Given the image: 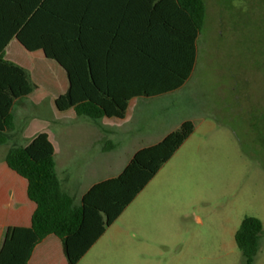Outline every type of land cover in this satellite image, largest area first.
Listing matches in <instances>:
<instances>
[{
  "label": "rangeland",
  "instance_id": "1",
  "mask_svg": "<svg viewBox=\"0 0 264 264\" xmlns=\"http://www.w3.org/2000/svg\"><path fill=\"white\" fill-rule=\"evenodd\" d=\"M204 1L190 79L134 103L146 131L185 120L195 131L77 264H245L236 232L247 217L264 226V0ZM3 58L25 68L37 86L29 122L56 142L63 182L83 187L100 178L91 174L98 151L92 133L72 124L71 111L55 108L68 88L64 70L15 39ZM130 146L104 163L126 164ZM254 264H264V231Z\"/></svg>",
  "mask_w": 264,
  "mask_h": 264
},
{
  "label": "trees",
  "instance_id": "2",
  "mask_svg": "<svg viewBox=\"0 0 264 264\" xmlns=\"http://www.w3.org/2000/svg\"><path fill=\"white\" fill-rule=\"evenodd\" d=\"M205 19L204 0H0V146L15 130L14 106L37 87L25 68L3 58L12 40L64 70L68 88L54 101L58 112L122 121L131 101L186 84ZM194 131L193 121H183L137 151L120 175L93 185L79 205L61 186L46 132L11 148L5 161L27 180L36 210L30 227L5 230L0 264H29L49 235L61 240L67 263L77 264ZM263 231L260 219L247 217L236 232L245 264H254Z\"/></svg>",
  "mask_w": 264,
  "mask_h": 264
},
{
  "label": "crops",
  "instance_id": "3",
  "mask_svg": "<svg viewBox=\"0 0 264 264\" xmlns=\"http://www.w3.org/2000/svg\"><path fill=\"white\" fill-rule=\"evenodd\" d=\"M138 100L131 101L126 118L122 121L112 119L94 121L86 117L77 116L73 109L69 110L72 114V124L83 125L86 131L91 132L95 140L94 145L98 148L97 163L94 164L95 168L91 170V174L93 176H100V178L91 180L83 187H81L80 183L74 185L67 178H65L66 183H64L59 177V163L57 160L59 150L57 149L56 142L47 133L55 147L56 170L61 181V186L75 201L78 199L80 203L83 195L93 185L120 175L137 151L160 143L168 134L175 131L181 125L182 122L176 123L173 126L165 127V130L162 129L161 131L156 127L148 129L150 126H147L146 129L148 131L144 130L145 121H139V112L136 113L135 111L134 103L138 102ZM33 107L34 105L31 103L30 96L14 106L15 130L10 134L9 141L5 145L0 146V150L4 146L6 148L0 154V246L5 230L8 227H30L32 216L36 210V204L28 197L27 180L9 168L5 161V157L11 148L25 147L39 133L45 132L44 130H40L41 128L34 126L33 122H29L28 111ZM125 143L130 145L133 143L135 145L134 147H127L128 156L125 159L128 162L126 164L116 167L113 163H104L106 161L104 157L112 154ZM62 162L59 167H61V174L65 177L67 167ZM29 264H68L61 240L55 235L46 237L34 249Z\"/></svg>",
  "mask_w": 264,
  "mask_h": 264
}]
</instances>
